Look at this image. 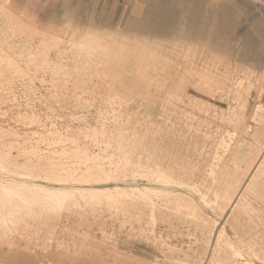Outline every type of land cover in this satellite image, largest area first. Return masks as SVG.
<instances>
[{"label": "rangeland", "instance_id": "1", "mask_svg": "<svg viewBox=\"0 0 264 264\" xmlns=\"http://www.w3.org/2000/svg\"><path fill=\"white\" fill-rule=\"evenodd\" d=\"M0 160V264H264V0H0Z\"/></svg>", "mask_w": 264, "mask_h": 264}, {"label": "bare ground", "instance_id": "2", "mask_svg": "<svg viewBox=\"0 0 264 264\" xmlns=\"http://www.w3.org/2000/svg\"><path fill=\"white\" fill-rule=\"evenodd\" d=\"M167 21V20H166ZM4 159V158H3ZM1 162V160H0ZM9 162V161H8ZM3 164V163H2ZM7 164V163H4ZM3 164V165H4ZM1 167V166H0ZM8 167V166H7ZM9 168V167H8ZM32 173V172H31ZM154 177L158 180V182L160 183V181H166V176L165 173L163 171V169L156 165L155 166V171L153 172ZM253 179V176H250L249 182H251ZM5 184V183H4ZM9 185V184H8ZM3 186V185H2ZM0 186V206H6L7 204H11L12 201H24L25 200V192L23 191H14L11 188H7V187H2ZM249 186V184H248ZM252 186V185H251ZM195 188V187H194ZM14 189V188H13ZM27 189V188H26ZM30 189V188H29ZM246 189V188H245ZM245 189H243L242 194L245 192ZM153 190V189H152ZM240 193L239 196L242 195ZM27 203V202H26ZM1 209V208H0ZM13 210V209H12Z\"/></svg>", "mask_w": 264, "mask_h": 264}]
</instances>
